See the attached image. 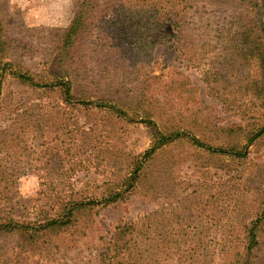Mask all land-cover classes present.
I'll list each match as a JSON object with an SVG mask.
<instances>
[{
    "label": "trees",
    "instance_id": "16d2710c",
    "mask_svg": "<svg viewBox=\"0 0 264 264\" xmlns=\"http://www.w3.org/2000/svg\"><path fill=\"white\" fill-rule=\"evenodd\" d=\"M119 1L123 18L128 22L125 34L141 32L137 39L135 34L131 40L126 36V48L120 47L113 54L130 49L128 43L132 42L135 54L147 59L153 45L149 31H161L172 25L177 51L190 66L201 72L207 92L224 109L240 111L243 115L248 113L247 109L236 101L247 99L251 104L252 117L262 122L245 131V143L241 145L200 140L179 127L161 129L147 109L141 110V117L133 107L134 114L130 116L128 107L119 102L106 98L91 101L80 96L72 81L64 75L55 76L52 82L38 79L10 57L0 10V236L17 232L16 253H37L46 264H79V261L80 264H257V253L264 238V198L253 201L260 209L248 224L241 227L242 240L236 242L197 241L194 237L205 232L193 226L188 217L177 229L174 212L162 218L155 211L136 220L120 222L109 238L98 233L97 241H90V237L93 239L98 232L94 222H87L92 212L122 201L145 178L146 183L149 178L147 172L161 152L186 141L192 148L204 150L212 158L246 161L248 147L264 137V0ZM98 7L99 0H81L78 11L56 46L55 63L61 64L67 58L68 50L87 29L88 19ZM113 44L116 43L111 42ZM9 80L30 89L36 98L42 99L43 91H48L57 94L65 105L88 107L93 104L118 118L130 121L141 118L140 123L150 132L151 144L142 155L131 157V171L119 187H107L96 197L80 192L61 196L57 187L64 186L68 179L64 177L67 156L58 148L59 132L63 133L68 125L63 112L65 108L59 103L49 107L41 104V100L36 103L32 96L7 101L2 90ZM91 130L82 129L81 134H76L84 143L82 147L93 135ZM66 140L75 141L72 131L62 143ZM74 157L72 155L67 162L71 171L82 163L71 162ZM172 163L171 159L163 166L171 170ZM39 172H43L39 177L42 196L23 199L17 188L19 179ZM152 182L150 180L146 187L149 196L155 190ZM168 182L169 186L174 185L173 180L168 179ZM242 200L244 204L246 198L242 197ZM29 214L35 218L22 219ZM67 235L71 238L67 247L58 252L54 240ZM69 242L74 244L69 246Z\"/></svg>",
    "mask_w": 264,
    "mask_h": 264
},
{
    "label": "rangeland",
    "instance_id": "374dc122",
    "mask_svg": "<svg viewBox=\"0 0 264 264\" xmlns=\"http://www.w3.org/2000/svg\"><path fill=\"white\" fill-rule=\"evenodd\" d=\"M120 2L99 0L100 8H96L88 19L87 29L59 64L54 62L56 46L81 0H72L70 5L65 0H17L15 4L11 0H0L10 57L38 79L52 82L55 76L64 75L72 81L80 96L91 101L106 98L119 102L128 107L130 116L134 114L133 107L141 117V110L147 109L161 129L179 127L200 140L235 145L245 143V131L262 120L252 117L247 99L236 101L247 109L248 113L243 115L240 111L224 109L207 92L201 72L190 66L177 51L172 25L165 26L162 32L149 31L153 45L147 59L135 54L132 42L128 43L130 49L125 52L112 53L125 47L126 36L131 40L135 34L137 39L141 32L125 34L128 22L123 18ZM111 42L116 44L111 45ZM2 95L7 101L32 96L36 103L41 100V104L48 107L59 103L65 108L63 112L68 125L63 133L59 132L58 148L67 156L64 177L68 179L64 186L56 188L61 196L80 192L96 197L107 187H119L131 171V157L142 155L151 144L150 132L140 123L141 118L134 121L118 118L93 104L88 107L65 105L57 94L48 91H43L42 99L36 98L30 89L12 80L5 83ZM140 106L142 109L138 108ZM82 129L93 130L84 147L76 135L81 134ZM71 131L75 141L62 143ZM248 151L246 161L226 157L216 159L185 141L161 152L147 172L146 183L145 178L122 201L92 212L87 222H94L98 232L93 239L90 237V241L96 242L99 234L109 238L120 222L136 220L154 211L162 218L174 212L177 229L188 217L193 226L205 232L194 237L200 242L242 240L241 227L260 209L253 201L264 198V137L251 144ZM72 155L75 157L71 162L82 163L71 171L67 162ZM171 159L170 170L163 165ZM41 175L43 172L19 179L17 188L23 199L42 196ZM168 179L174 181L173 186H169ZM150 180L155 185L151 196L146 194ZM242 197L246 198L244 204ZM34 218L32 214L22 216L26 220ZM69 239L67 235L54 240L58 252L67 247ZM262 242L257 264H264V238ZM68 244L72 246L74 242ZM17 245V232L0 236V264H46L37 253H16Z\"/></svg>",
    "mask_w": 264,
    "mask_h": 264
},
{
    "label": "clouds",
    "instance_id": "9594fccd",
    "mask_svg": "<svg viewBox=\"0 0 264 264\" xmlns=\"http://www.w3.org/2000/svg\"><path fill=\"white\" fill-rule=\"evenodd\" d=\"M11 2L13 3V4H15L16 2H17V0H11ZM65 3H67V4H71L72 3V0H65Z\"/></svg>",
    "mask_w": 264,
    "mask_h": 264
}]
</instances>
